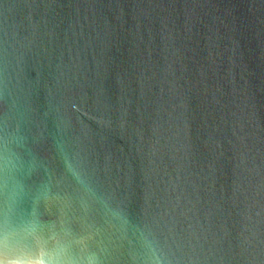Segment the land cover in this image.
<instances>
[{
	"label": "water",
	"instance_id": "water-1",
	"mask_svg": "<svg viewBox=\"0 0 264 264\" xmlns=\"http://www.w3.org/2000/svg\"><path fill=\"white\" fill-rule=\"evenodd\" d=\"M53 257L264 264V0H0V262Z\"/></svg>",
	"mask_w": 264,
	"mask_h": 264
},
{
	"label": "clouds",
	"instance_id": "clouds-1",
	"mask_svg": "<svg viewBox=\"0 0 264 264\" xmlns=\"http://www.w3.org/2000/svg\"><path fill=\"white\" fill-rule=\"evenodd\" d=\"M12 259V258H10ZM0 264H3V262H0ZM40 264H71V261L66 259V258H56L53 257V259L51 261H41ZM88 264H95V260L94 259H89Z\"/></svg>",
	"mask_w": 264,
	"mask_h": 264
}]
</instances>
